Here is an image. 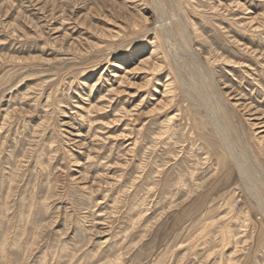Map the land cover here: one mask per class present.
<instances>
[{"label":"rangeland","instance_id":"obj_1","mask_svg":"<svg viewBox=\"0 0 264 264\" xmlns=\"http://www.w3.org/2000/svg\"><path fill=\"white\" fill-rule=\"evenodd\" d=\"M0 264H264V0H0Z\"/></svg>","mask_w":264,"mask_h":264},{"label":"bare ground","instance_id":"obj_2","mask_svg":"<svg viewBox=\"0 0 264 264\" xmlns=\"http://www.w3.org/2000/svg\"><path fill=\"white\" fill-rule=\"evenodd\" d=\"M162 13V12H161ZM172 47V46H171ZM257 190V189H256ZM259 198V197H258Z\"/></svg>","mask_w":264,"mask_h":264}]
</instances>
